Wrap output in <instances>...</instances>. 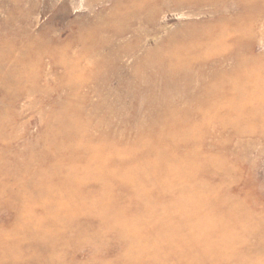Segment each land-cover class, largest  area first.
Listing matches in <instances>:
<instances>
[{
	"label": "rangeland",
	"instance_id": "rangeland-1",
	"mask_svg": "<svg viewBox=\"0 0 264 264\" xmlns=\"http://www.w3.org/2000/svg\"><path fill=\"white\" fill-rule=\"evenodd\" d=\"M0 264H264V0H0Z\"/></svg>",
	"mask_w": 264,
	"mask_h": 264
}]
</instances>
